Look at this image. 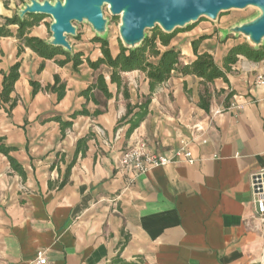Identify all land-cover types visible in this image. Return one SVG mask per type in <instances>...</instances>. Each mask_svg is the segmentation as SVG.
Segmentation results:
<instances>
[{"label": "crops", "instance_id": "obj_1", "mask_svg": "<svg viewBox=\"0 0 264 264\" xmlns=\"http://www.w3.org/2000/svg\"><path fill=\"white\" fill-rule=\"evenodd\" d=\"M13 33L0 38V72L21 64L11 95L17 105L0 108V147L12 149L9 156L23 175L0 152V264H33L39 252L47 264H120L118 258L133 264H264V230L251 192V176L264 169V85L256 84L264 61L239 57L228 83L208 84L212 99L205 111L199 105L203 80L195 76L174 73L151 92L146 75L133 71L122 73L119 88L111 82L112 69L95 71L85 61L101 58V46L80 28L70 40L83 54L77 69L72 62L60 66L62 56L45 60L28 48L18 55ZM197 36L181 35L159 49H175L183 64H191ZM108 40L116 57L120 49ZM236 45L206 39L199 53H210L224 69ZM99 74L110 98L93 91L97 104L82 94ZM56 76L66 86L61 100L45 89ZM2 81L0 73V91ZM31 82L40 85L36 94ZM148 98V114L127 137L131 125L120 121L128 105ZM84 108L89 115L72 118ZM57 118L72 123L65 135ZM82 139L87 142L77 154ZM142 146L166 158L186 147L195 162L181 159L128 176L120 157Z\"/></svg>", "mask_w": 264, "mask_h": 264}, {"label": "trees", "instance_id": "obj_2", "mask_svg": "<svg viewBox=\"0 0 264 264\" xmlns=\"http://www.w3.org/2000/svg\"><path fill=\"white\" fill-rule=\"evenodd\" d=\"M43 18L44 16L29 15L21 20L17 15H14L11 18L0 16V19L3 21V23H0V38L14 36L10 27H17L16 37L19 41L18 55H21L24 49L28 48L45 60H53L58 56H62L65 57V60L57 61L60 66L72 62L74 68L77 69L84 63L82 53H75L72 55L61 48L48 45L46 40L42 38L31 36V31L40 24ZM173 38L174 34H165L161 30L156 29L154 35L151 38L147 37L140 48L136 50H128L121 45L120 53L114 57L110 49L109 40L95 37L93 41L100 44L102 57L97 61H92L90 57H88L85 61L90 68L95 71L99 70L102 66H107L112 69L111 82L117 84L119 88L122 86V73L133 71H140L146 75V78L149 80L151 92H153L158 86L168 82L173 77L174 73H179L182 76H195L200 78L203 80L204 91L200 95L199 105L205 111L210 110L212 99V95L207 87L208 84L214 83L217 79H223L228 83L227 75L232 71L233 66L238 62L239 57H244L247 60L256 63L264 61V46L260 49H254L249 44L243 43L236 45L229 51L224 60V69H221L216 65L214 57L210 53H199L200 43L208 39L207 36H203L192 43L196 60L191 64L185 65L182 63L181 53L179 51L168 49L165 52H161L159 49V45L168 47ZM151 58L157 59V63L151 62ZM20 66V63H16L10 67L8 72H0L3 76L2 90L0 91V108L4 105H8L9 111H11L17 105L16 100H12L11 95L14 92L15 84L20 78ZM31 85L34 88V94H36L40 89V85L35 82H31ZM45 89L46 91L56 93L58 95V100L63 99L66 94V86L61 83L58 76L55 77L54 85L48 86ZM93 91H99L107 99L110 98L105 78L102 74H99L96 83L82 94L88 98V100L91 98L93 102L99 104V101L92 94ZM149 104L150 98L142 104L133 107L128 105L127 114L120 121V124L127 121V123L131 125L127 132V137L133 133V131L140 125L141 121L146 117ZM135 110H137V112H134ZM100 114L101 111L99 110L94 113V115ZM78 115H89V112L84 108L82 111L75 113L72 118H75ZM130 116L132 117L131 119H129ZM57 121L60 123L62 132L65 135L66 129L70 128L72 123L65 122L61 118H57ZM86 142V139H82L78 142L77 154ZM11 150L12 149L5 148L4 146L0 147V152L8 157L12 168L19 174L23 175L21 167L9 156ZM116 262L120 264H133L125 262L119 258Z\"/></svg>", "mask_w": 264, "mask_h": 264}, {"label": "water", "instance_id": "obj_3", "mask_svg": "<svg viewBox=\"0 0 264 264\" xmlns=\"http://www.w3.org/2000/svg\"><path fill=\"white\" fill-rule=\"evenodd\" d=\"M108 6L112 17L120 18L119 38L128 50L140 48L147 30L157 28L165 34H174L193 26L202 19L217 21L221 14L232 10L256 8L259 16L250 22L235 26L224 35L243 36L254 49L264 46V0H30L16 14L44 16L52 19V38L47 44L75 54L70 37H78V25L88 23L97 38L108 39V21L103 7Z\"/></svg>", "mask_w": 264, "mask_h": 264}, {"label": "rangeland", "instance_id": "obj_4", "mask_svg": "<svg viewBox=\"0 0 264 264\" xmlns=\"http://www.w3.org/2000/svg\"><path fill=\"white\" fill-rule=\"evenodd\" d=\"M30 0H0L2 4L3 12L0 13L3 17L11 18L16 15L19 10L23 8V6L28 3ZM44 1V0H40ZM52 3L61 0H48ZM104 18L108 21L107 32L108 37L115 42L119 49L121 48V41L119 38V26L121 23L120 18L112 17L108 6L103 7ZM259 16V11L256 8H248L246 10H232L227 13L221 14L219 19L215 22L202 19L197 24L187 27L182 30H177L174 33V38L180 37L181 35L185 36H192L193 34L197 33L199 37L202 38L203 36H207L208 39H216V41L226 42L231 40L232 42H237L238 44L247 43V39L243 36H234V34L230 33L227 36L224 35V32L230 31L235 26L241 25L243 23L250 22L254 18ZM0 23L3 21L0 19ZM52 24V19L50 17H44L40 24L36 26L33 31V36L41 37L44 40H50L52 38V34L50 32V26ZM85 34L89 33L91 36L96 35L93 31L92 27L88 23H83L81 25L76 24ZM158 29V28H157ZM13 31H17V27H12ZM155 33V30H147L146 36L151 38ZM32 34V32H31ZM196 37V36H195ZM173 38V39H174ZM198 39V40H199ZM70 40L76 41L75 38L70 37Z\"/></svg>", "mask_w": 264, "mask_h": 264}, {"label": "built area", "instance_id": "obj_5", "mask_svg": "<svg viewBox=\"0 0 264 264\" xmlns=\"http://www.w3.org/2000/svg\"><path fill=\"white\" fill-rule=\"evenodd\" d=\"M257 85H264V74L256 78ZM185 159L188 163L194 164L191 152L186 147L176 153L175 158H166L148 152L145 147H136L125 150L119 160L121 169L128 175L137 178L156 167H165L175 161ZM251 192L255 206L256 218L264 230V169L251 176ZM44 252H39L33 264H47Z\"/></svg>", "mask_w": 264, "mask_h": 264}]
</instances>
